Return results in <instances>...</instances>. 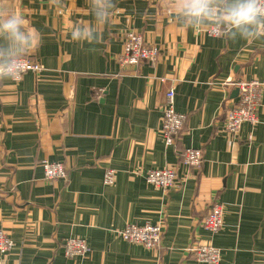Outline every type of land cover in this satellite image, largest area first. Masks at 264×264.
Masks as SVG:
<instances>
[{
    "label": "crops",
    "instance_id": "obj_1",
    "mask_svg": "<svg viewBox=\"0 0 264 264\" xmlns=\"http://www.w3.org/2000/svg\"><path fill=\"white\" fill-rule=\"evenodd\" d=\"M174 3L114 0L89 42L68 35L93 23L89 0H0V16L21 13L37 30L40 45L25 56L43 66L18 82L0 80V228L13 241L0 264H209L186 251L198 241L221 250L218 264H264V93L255 125L243 124L235 139L223 130L237 95L223 83L264 79V35L249 41L185 29ZM127 30L158 48L154 63L121 68ZM170 87L186 121L168 147L160 118ZM189 147L201 149L202 162L187 172L180 156ZM41 160L62 163L67 177L44 179ZM164 167L185 177L177 188L145 181ZM107 169L115 171L110 185ZM217 200L223 226L209 236L200 222ZM131 223H162L160 247L116 234ZM72 237L86 241L85 255H64Z\"/></svg>",
    "mask_w": 264,
    "mask_h": 264
},
{
    "label": "built area",
    "instance_id": "obj_2",
    "mask_svg": "<svg viewBox=\"0 0 264 264\" xmlns=\"http://www.w3.org/2000/svg\"><path fill=\"white\" fill-rule=\"evenodd\" d=\"M211 29L206 28L204 33L213 36ZM159 50L153 44H147L139 32L127 30L122 36L121 52L117 61L121 68L137 69L144 62L154 63L158 58ZM43 66L40 62L24 56L22 58L21 72L14 82H18L24 73L32 72L40 74ZM225 85L237 89L236 99L225 106L223 130L230 138H237L243 124L255 125L258 122V109L261 105V97L264 93V79L253 78L251 80L239 79L228 80ZM186 116L176 112L174 109V89L168 88L162 105L160 118V132L165 146H172L177 136L182 132ZM202 162V151L200 148H185L181 152L180 164L187 172L197 170ZM40 165L46 180L65 179L67 177L66 167L60 162H49L41 160ZM145 181L162 190L177 188L181 180L176 167H164L148 170ZM115 180V171L107 169L103 175L104 184L110 185ZM224 204L214 201L209 207L206 215L201 219V227L209 236L217 233L223 226ZM123 240L144 246L148 249L160 247L163 234L162 223H145L143 225L126 224L116 231ZM13 246L9 235L0 228V255L5 256ZM64 255L66 257L83 256L88 251V244L80 237H72L64 240ZM191 257L198 263L218 264L221 260V250L210 241H198L190 245L187 250Z\"/></svg>",
    "mask_w": 264,
    "mask_h": 264
},
{
    "label": "clouds",
    "instance_id": "obj_3",
    "mask_svg": "<svg viewBox=\"0 0 264 264\" xmlns=\"http://www.w3.org/2000/svg\"><path fill=\"white\" fill-rule=\"evenodd\" d=\"M114 0H89L93 23L75 24L68 35L73 41H94L97 27L112 15ZM172 16L185 29L210 28L216 38L256 40L264 35V0H175ZM0 80L14 81L22 58L38 49L40 36L21 13L0 16Z\"/></svg>",
    "mask_w": 264,
    "mask_h": 264
},
{
    "label": "water",
    "instance_id": "obj_4",
    "mask_svg": "<svg viewBox=\"0 0 264 264\" xmlns=\"http://www.w3.org/2000/svg\"><path fill=\"white\" fill-rule=\"evenodd\" d=\"M236 92H237V89L235 88V89H234V93H236Z\"/></svg>",
    "mask_w": 264,
    "mask_h": 264
}]
</instances>
